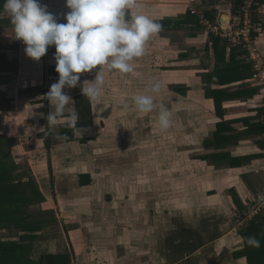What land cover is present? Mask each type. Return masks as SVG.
I'll list each match as a JSON object with an SVG mask.
<instances>
[{
    "label": "crops",
    "instance_id": "crops-1",
    "mask_svg": "<svg viewBox=\"0 0 264 264\" xmlns=\"http://www.w3.org/2000/svg\"><path fill=\"white\" fill-rule=\"evenodd\" d=\"M185 3L186 8L181 12H169L155 20L166 25L158 35L167 37L168 42L181 41L178 38L181 33L186 47L191 39L203 41L193 69L199 68L198 72L181 73L178 78L183 77V81L176 80L175 73L172 74V83H176L173 90L183 102L180 149L186 155L185 160L199 168V172L193 173V182L186 180L178 187L182 192L179 195L184 199L187 195H200L199 202L187 198L182 218L178 216L175 220L169 216L168 207L175 205L172 204L175 184L167 180L165 185L160 183L165 189L160 188L159 181L152 179L161 175L159 168L148 170L149 163L148 168L141 167V172L136 173L139 155L123 152L125 145L119 151H106L108 155L102 159L95 154L88 155L87 161L75 151L81 143L79 138H89L88 143L93 141V136L74 134L76 139L48 148L44 136L50 105L43 91L38 101L45 104L40 110L44 121L35 108L21 115L22 105H15L14 119L2 115L8 109L0 108L3 147L7 138L12 137L10 133L16 131L27 135L26 145L37 140L44 148L39 152L20 149L16 153L5 146L0 151V159L8 162L7 175L12 183H25L28 192L34 191V196L29 195L22 206L24 214L40 226L31 234L35 238L28 241L32 260L37 262L44 256L40 264H49L45 257L49 254L69 255L67 264H97L98 254L114 264L112 260L120 254L117 260H122V264H247L239 230L248 220L245 218L249 204L264 193V86L253 80L252 66L247 64L244 50L236 49L231 58L224 39L207 30L197 14L191 12V9L201 12L212 24L227 28L226 22L237 10L235 0H187ZM60 6L68 9L65 3L55 4ZM170 6L166 5V9L171 11ZM3 13H6L4 9L0 10V17ZM193 19L197 25L192 23ZM257 21L256 47L264 55V0L258 7ZM173 33H178V39ZM212 36L218 37L217 49L210 41ZM192 50L189 47L180 51L182 61L191 60ZM218 69L223 72L215 79L212 72ZM213 94L219 100L217 107ZM188 99L196 103H189ZM175 121L170 126L175 127ZM91 127L84 126L87 130ZM175 136L173 133L167 138ZM169 143L175 144L173 140ZM167 168L170 175L184 171V176L188 172L182 168L173 171L175 161ZM238 202L242 209L238 208ZM83 207L88 208L86 212ZM260 207L264 213V204ZM155 208L165 209L167 214L162 212L156 220ZM49 227L56 229L55 236H51ZM0 231V238L14 241L24 234L16 227H0ZM83 254L89 261L83 263L80 258ZM202 255L209 259L200 262Z\"/></svg>",
    "mask_w": 264,
    "mask_h": 264
},
{
    "label": "rangeland",
    "instance_id": "rangeland-1",
    "mask_svg": "<svg viewBox=\"0 0 264 264\" xmlns=\"http://www.w3.org/2000/svg\"><path fill=\"white\" fill-rule=\"evenodd\" d=\"M167 1L169 2L167 3ZM185 2H187V0H138L137 10L142 14L156 19L162 16H167L169 12H171V14L181 12L186 8ZM40 3L46 6L49 12L58 16L57 22L66 23L63 17L69 9L61 8V6L59 8L55 7V4L62 5L65 1L40 0ZM166 5H171V11L166 9ZM159 13L160 15H158ZM59 19H61V21ZM173 35L176 36V39L180 38L181 41L168 42V39H166L167 37L158 34L153 35L146 44L145 55L132 61L134 65V71L132 73L122 74L115 70L110 73L105 71V84L101 96L97 100L88 99L90 109H93V111L91 109V117H93L92 120H94L92 121L93 127L81 135L93 136V141L85 144L78 143L75 152L78 153L80 158L84 157L83 161H87L88 155L92 156L93 154H95L98 159H102V157L108 155L107 152H113V150L119 151V148L123 149V146L125 145L123 152L126 150L130 155H139V160L136 159L137 168L135 170V167H131L133 168L131 169L132 171L135 170L136 173L139 171L141 172V167L145 170L149 165L150 167L148 170L157 167L159 168L161 175H159L158 178H152V175L151 178L159 181L160 188L165 189L161 184H166L167 180L170 184H175V189L172 191L175 200L172 204L175 205H170L168 208L171 211L169 216L174 217L176 220L178 216L179 218H182V209L187 198H190L191 201L196 199L197 202H199L198 199L201 197L200 195L195 196V194H191L187 195V198L184 199V197L181 198L179 195V193H182L178 190L181 188V184L195 177L193 173L199 172V168L196 169V165L190 160V162L187 159L186 161L184 158L186 155L183 156L182 150L180 149V147H182L180 141L182 139L181 124L183 123V114L181 108L183 107V102L173 90V85L176 83H172V74L173 72L175 73L176 80L183 81V77L181 79L178 78L182 76L181 73H188L190 70L191 73L196 71L193 70L196 66L195 58L202 52L203 41L202 39H191L192 42L189 43V47L193 49L189 52L191 60L182 61V58H180V51L189 47H186L183 42L185 38L183 37V33H181L180 37L178 36V33H173ZM24 48V43L15 38L13 25L11 24L9 15L3 13L0 17V59H2L0 61V108L8 109L2 115H5V117L10 116L12 119H14L15 115L13 109L15 110V105L17 104L19 106L22 105L19 109L22 111L21 115L28 114V109L32 111L34 108L39 111L43 109L45 104L38 101V99L41 98V92L45 91L47 93L50 85L58 80V77L54 78L53 76H58V73L55 71L54 45L48 47L45 56L41 57L39 61L28 57L25 54ZM201 56L203 55L201 54ZM193 59L194 61H192ZM198 70L199 68L196 72H198ZM95 71L96 69H93L90 73L80 74L79 83L82 84L84 81L87 83L88 80L94 79ZM153 77L157 78L162 84L160 93L154 94L156 104L159 105L160 103H163L171 111V122L177 120V122L175 121L177 123L175 127L170 126L164 131L158 126L157 110H153L150 113H142L135 110V107L132 104V97L136 94L142 93ZM65 91L72 97L73 101L76 97L82 95L80 87L65 89ZM188 102L196 103L192 99H188ZM125 104H128L129 107L125 108ZM48 110L49 113L53 110L51 105ZM38 116H41V121L45 120L42 111H40ZM63 120L64 119H60L56 127L54 129L51 128V131L59 130L61 127H64L65 124H63ZM5 129L7 130L9 128L7 127ZM173 133L176 135L175 138L170 137L171 139H168L167 137L169 135L171 136ZM10 134L13 135L12 137L7 138L4 147L7 146L12 152L17 153L20 149L26 151L34 150L36 152L44 151L40 141L33 140L31 141L32 144L26 145L28 143H24V139L27 137L26 134L16 131ZM172 140L175 142L174 146L169 143V141ZM0 146V151L4 150L3 145ZM131 148H133V152L131 151ZM173 161H175V168L173 171H176V168H182L181 170H187L188 172L184 176L182 175L184 171H176L179 174L170 175L167 166H172ZM0 163L6 169L8 168V162L6 160L2 161L1 158ZM208 167L211 166L208 165ZM207 171L209 170L207 169ZM144 176H146V174H144ZM193 179L190 181L193 182ZM26 192L27 189L25 190V193ZM162 192L163 191L160 193ZM16 195H20L18 191H16ZM27 196L28 195L26 194V197ZM87 209L88 208L83 207L85 212ZM155 209L157 210V212H155V215H157L156 220L159 219L158 216L161 217L163 215L162 212L167 214L165 209L163 211H160L158 208ZM53 213L55 214V211ZM237 224L239 223L237 222ZM48 229L51 236L56 235L57 232L55 228L53 229L52 227H49ZM160 230H162V232L165 231V229L161 227ZM1 233L2 231H0V237H2ZM82 243L83 242H80L79 244L82 245ZM84 246L85 248H88V245ZM114 254L118 255L117 253ZM84 255L85 254L80 257L82 258L83 263L89 261ZM105 255H107L106 252ZM119 256H116V260H112V263L122 264L120 263L122 260H117ZM129 256L130 255H128V258ZM106 258V261H104L103 257L96 254L95 261L97 264H109L110 260L108 257ZM199 258L200 262L209 259V257H206L205 255H202Z\"/></svg>",
    "mask_w": 264,
    "mask_h": 264
},
{
    "label": "clouds",
    "instance_id": "clouds-1",
    "mask_svg": "<svg viewBox=\"0 0 264 264\" xmlns=\"http://www.w3.org/2000/svg\"><path fill=\"white\" fill-rule=\"evenodd\" d=\"M65 5L69 9L63 17L66 23L57 22L58 16L40 0H5L3 9L28 57L39 61L49 46H55L58 80L45 95L53 108L46 118L53 129L64 118L63 123L80 137L87 129L78 127V112L65 89L80 87L82 95L97 100L104 88L105 71L132 73V61L145 55L147 42L163 26L137 10L138 0H65ZM93 69L94 79L79 83L80 74ZM161 88V82L153 77L142 93L132 97V104L142 113L157 110L158 126L164 131L171 125L172 113L163 103L156 104L154 94L160 93ZM258 200L264 204V193L259 194ZM247 243L260 246L255 237H248Z\"/></svg>",
    "mask_w": 264,
    "mask_h": 264
},
{
    "label": "trees",
    "instance_id": "trees-1",
    "mask_svg": "<svg viewBox=\"0 0 264 264\" xmlns=\"http://www.w3.org/2000/svg\"><path fill=\"white\" fill-rule=\"evenodd\" d=\"M5 0H0V10L3 9ZM241 0H235L236 9ZM258 3L256 5L257 9L263 2V0H256ZM235 11V10H234ZM237 12V10H236ZM235 12V13H236ZM209 16V15H208ZM210 19H213L209 16ZM162 29L166 27L163 22ZM193 24L197 25L196 21L193 19ZM213 46L216 48L218 44V37L212 36L211 40ZM224 46L228 47L227 41L224 39ZM217 49V48H216ZM231 58L238 47L229 48ZM2 59H0L1 61ZM247 60V59H246ZM248 61V60H247ZM249 66L251 65L248 62ZM251 67V66H250ZM223 70L218 69L212 72V77L217 79V75L221 74ZM221 81L220 79H218ZM181 91V89H180ZM183 92V91H182ZM89 98L81 95L76 97L74 100L75 107L79 115L78 127L91 126V109L89 104ZM213 100L215 106L219 105V100L217 95L213 94ZM53 135V136H52ZM1 137V136H0ZM76 139L74 137V132L69 126L61 127L59 130L51 131L49 125L46 126V134L44 136V143L48 148L62 143L65 141H70ZM89 138L81 137L79 141L81 143H86ZM3 144V138H0V145ZM1 147V146H0ZM25 183L13 184L7 175V169L0 163V227H16L20 231L24 232L22 236L19 237L18 241L9 240L5 238H0V264H40L42 263L43 257L39 258V261H34L30 258V244L29 240L35 238L31 235L34 231L39 229V224L34 218H30L24 214L23 205L28 196H34V191L25 193ZM16 191L20 195H16ZM31 193V194H30ZM26 194L28 195L26 197ZM237 202V201H234ZM238 208L242 209V205L238 202ZM239 234L244 240V249L242 254L245 255L247 264H264V213L259 212L252 218L248 219L245 225L240 228ZM248 237H255L260 241L259 247L250 246L247 243ZM46 257V261L49 264H67L69 261V255L66 257L64 255H52L49 254Z\"/></svg>",
    "mask_w": 264,
    "mask_h": 264
},
{
    "label": "built area",
    "instance_id": "built-area-1",
    "mask_svg": "<svg viewBox=\"0 0 264 264\" xmlns=\"http://www.w3.org/2000/svg\"><path fill=\"white\" fill-rule=\"evenodd\" d=\"M256 0H241L237 12L231 18L227 28H220L217 24H212L205 19L201 12L191 9V12L197 14L207 30L225 39L229 48H241L244 50L246 59L252 66V78L260 85L264 86V55L256 47V31L258 30L257 5ZM258 200L249 204L246 211V218L250 219L258 214L262 209Z\"/></svg>",
    "mask_w": 264,
    "mask_h": 264
},
{
    "label": "water",
    "instance_id": "water-1",
    "mask_svg": "<svg viewBox=\"0 0 264 264\" xmlns=\"http://www.w3.org/2000/svg\"><path fill=\"white\" fill-rule=\"evenodd\" d=\"M229 21H230V20H228V21L226 22V26H225V27H228V25H229Z\"/></svg>",
    "mask_w": 264,
    "mask_h": 264
}]
</instances>
